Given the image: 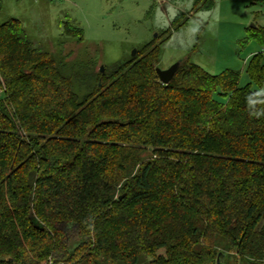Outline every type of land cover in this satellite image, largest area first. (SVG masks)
I'll use <instances>...</instances> for the list:
<instances>
[{
	"label": "trees",
	"instance_id": "obj_1",
	"mask_svg": "<svg viewBox=\"0 0 264 264\" xmlns=\"http://www.w3.org/2000/svg\"><path fill=\"white\" fill-rule=\"evenodd\" d=\"M159 38L97 72L0 24V264H264V55L164 84Z\"/></svg>",
	"mask_w": 264,
	"mask_h": 264
},
{
	"label": "rangeland",
	"instance_id": "obj_2",
	"mask_svg": "<svg viewBox=\"0 0 264 264\" xmlns=\"http://www.w3.org/2000/svg\"><path fill=\"white\" fill-rule=\"evenodd\" d=\"M203 1L192 9L196 0H0V24L18 19L33 44L58 62L97 72L159 36V68L190 59L211 74L238 70L239 84L256 88L246 69L264 48L245 38L247 28L264 25V0ZM67 27L81 29L84 39L68 35Z\"/></svg>",
	"mask_w": 264,
	"mask_h": 264
},
{
	"label": "water",
	"instance_id": "obj_3",
	"mask_svg": "<svg viewBox=\"0 0 264 264\" xmlns=\"http://www.w3.org/2000/svg\"><path fill=\"white\" fill-rule=\"evenodd\" d=\"M252 26H255V25H252ZM136 51L137 49L133 51L132 56L136 55ZM180 64H181V61L176 62L172 66H170L168 69H161L157 67L156 71H157L160 81L164 84L170 83L171 80L174 78L175 74L177 73L180 67ZM101 72H104V67H101Z\"/></svg>",
	"mask_w": 264,
	"mask_h": 264
},
{
	"label": "built area",
	"instance_id": "obj_4",
	"mask_svg": "<svg viewBox=\"0 0 264 264\" xmlns=\"http://www.w3.org/2000/svg\"><path fill=\"white\" fill-rule=\"evenodd\" d=\"M262 53H263V55H264V51H263Z\"/></svg>",
	"mask_w": 264,
	"mask_h": 264
}]
</instances>
